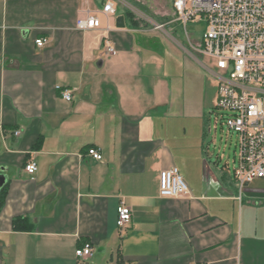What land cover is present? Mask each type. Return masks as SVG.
<instances>
[{"label": "crops", "instance_id": "0c3cea01", "mask_svg": "<svg viewBox=\"0 0 264 264\" xmlns=\"http://www.w3.org/2000/svg\"><path fill=\"white\" fill-rule=\"evenodd\" d=\"M108 2L0 0V264H264V178L240 188L197 73ZM88 16L100 26L78 28ZM173 166L189 196L161 195ZM122 203L133 216L119 226Z\"/></svg>", "mask_w": 264, "mask_h": 264}, {"label": "built area", "instance_id": "2783aa9c", "mask_svg": "<svg viewBox=\"0 0 264 264\" xmlns=\"http://www.w3.org/2000/svg\"><path fill=\"white\" fill-rule=\"evenodd\" d=\"M175 18L166 23L156 22L157 29L168 23L184 26L191 47L215 59L218 71L217 107L225 111L222 118L229 131L239 136V158L235 169L240 188L256 179L264 178V0H172ZM106 13L114 12L113 2L105 4ZM204 22L206 27L200 41L194 42L188 30L189 22ZM93 16L80 18L77 26L90 29L100 26ZM45 38L36 39L44 46ZM107 52L115 54V45L108 40ZM62 96L72 100V91L58 87ZM20 130L15 131L19 135ZM88 154L102 160L99 147H91ZM25 170L35 178L38 164L31 160ZM160 193L164 197L190 195V187L177 166L164 169L160 177ZM131 207H118V225L131 221ZM79 257L93 255L90 244L76 250ZM197 264V263H194Z\"/></svg>", "mask_w": 264, "mask_h": 264}, {"label": "rangeland", "instance_id": "374dc122", "mask_svg": "<svg viewBox=\"0 0 264 264\" xmlns=\"http://www.w3.org/2000/svg\"><path fill=\"white\" fill-rule=\"evenodd\" d=\"M121 1L123 5L118 0H113L116 8L127 10V12L130 11L133 14L136 24L134 21H131L132 26L140 30L150 29L152 30L150 34L156 36V41L150 40L151 47L159 49L166 44L171 50L181 51V57L188 71L187 76L192 72L197 73V80L199 81L194 95L197 97L199 105L201 106V112L207 116L208 127L211 126L214 130L216 120L219 121L217 129L218 145L223 146L226 159L233 165L235 163V158L238 159L239 157V136L237 133L228 130L222 118L225 111L217 107L218 78L214 72H212L218 71L215 59L191 47L182 24L174 22L168 23L164 29L156 28V22L166 23L175 18L171 0ZM97 7H99V5H97ZM205 27L206 24L204 22H189L188 30L193 41L201 40ZM136 36L138 37L137 46H139V44L143 46L146 42L145 38H143V36L139 38L138 34H136ZM180 43L190 48L192 55L184 54Z\"/></svg>", "mask_w": 264, "mask_h": 264}, {"label": "water", "instance_id": "95a60500", "mask_svg": "<svg viewBox=\"0 0 264 264\" xmlns=\"http://www.w3.org/2000/svg\"><path fill=\"white\" fill-rule=\"evenodd\" d=\"M118 26L124 27L125 22H124V17L120 16L117 21ZM6 181V176L4 174H0V189L3 187L4 183Z\"/></svg>", "mask_w": 264, "mask_h": 264}, {"label": "trees", "instance_id": "16d2710c", "mask_svg": "<svg viewBox=\"0 0 264 264\" xmlns=\"http://www.w3.org/2000/svg\"><path fill=\"white\" fill-rule=\"evenodd\" d=\"M127 16L130 18L131 21H134V20H135L133 14H132L130 11L127 12ZM134 23H135V21H134ZM134 23H133V24H134ZM135 24H136V23H135ZM3 199H4V195H2V198L0 199V204L3 203Z\"/></svg>", "mask_w": 264, "mask_h": 264}]
</instances>
